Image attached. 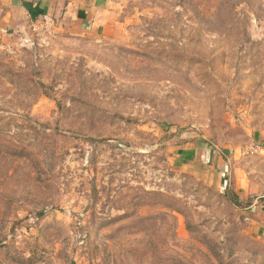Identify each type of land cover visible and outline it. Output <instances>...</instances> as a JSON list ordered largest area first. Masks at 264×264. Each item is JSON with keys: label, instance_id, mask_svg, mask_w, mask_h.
Masks as SVG:
<instances>
[{"label": "rangeland", "instance_id": "rangeland-1", "mask_svg": "<svg viewBox=\"0 0 264 264\" xmlns=\"http://www.w3.org/2000/svg\"><path fill=\"white\" fill-rule=\"evenodd\" d=\"M0 264H264V0H0Z\"/></svg>", "mask_w": 264, "mask_h": 264}, {"label": "trees", "instance_id": "trees-1", "mask_svg": "<svg viewBox=\"0 0 264 264\" xmlns=\"http://www.w3.org/2000/svg\"><path fill=\"white\" fill-rule=\"evenodd\" d=\"M32 4L33 3H29V2H24V5L26 6V7H30L29 8V11L31 12V13H33L34 14V16L36 15V14H40V11L37 9L38 8V6L36 5V6H34L35 8L33 9L32 8ZM32 15V14H31ZM226 180V179H225ZM227 183V182H226ZM226 185V184H225ZM238 199L236 198V196H235V198H233L232 199V201L235 203V204H238V201H237Z\"/></svg>", "mask_w": 264, "mask_h": 264}, {"label": "crops", "instance_id": "crops-1", "mask_svg": "<svg viewBox=\"0 0 264 264\" xmlns=\"http://www.w3.org/2000/svg\"><path fill=\"white\" fill-rule=\"evenodd\" d=\"M223 174H224V173H223ZM224 180H225V179H224ZM226 182H227V181L225 180V181H224V184L221 183V187H220V188H223V187L225 186V184H227Z\"/></svg>", "mask_w": 264, "mask_h": 264}]
</instances>
